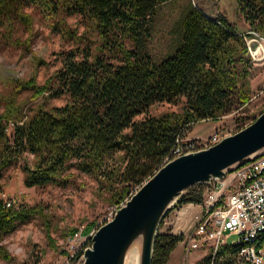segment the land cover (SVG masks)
Returning a JSON list of instances; mask_svg holds the SVG:
<instances>
[{
  "label": "trees",
  "instance_id": "trees-1",
  "mask_svg": "<svg viewBox=\"0 0 264 264\" xmlns=\"http://www.w3.org/2000/svg\"><path fill=\"white\" fill-rule=\"evenodd\" d=\"M165 1L0 0V44L30 48L32 15L24 9L30 3H37L50 21L51 29L62 33L69 31L64 14L81 13L100 32L115 24L137 35L142 30L147 33V19L154 8ZM235 1L249 28L264 35V0ZM180 25L181 44L173 54L159 61L120 46L123 53L120 64H112L99 55L88 60V52L85 57L75 59V52H70L63 65L42 83L36 81L35 75L12 77L8 91L0 96L3 106L0 110V173L17 153L28 150L36 159L32 166H24L27 172L24 184L61 183L64 180L58 175L71 163L66 161L74 157V164L104 185L110 193L108 200L117 206L133 192L135 185L140 186L156 171L165 157H170L177 139L187 135L197 122L217 120L235 104L247 103L251 62L245 57V42L236 27L224 15L209 17L192 4ZM20 29L28 31L23 39L18 32ZM23 91H29L31 98H49L68 92L70 100L50 108L40 103L25 115L23 101L21 104L17 100ZM157 101H181V109L157 115L147 113L148 107ZM139 114L142 116L137 117ZM9 126H12L11 133ZM114 151L121 152L123 166L105 165L106 157ZM202 189L201 183L188 186L173 207L200 203ZM6 202L0 198V241L18 223L39 216L48 244L57 249L43 203ZM93 223L85 225L83 234L94 227ZM75 229L71 227L68 233ZM183 238L182 233L157 230L151 264H166L171 250ZM90 241L89 236L84 245H89ZM237 245L234 242L221 245L213 264H234L231 255ZM61 251L67 253L64 249ZM82 252L83 247L72 259L80 257ZM0 257L12 258L1 242ZM209 261V255H205L194 264Z\"/></svg>",
  "mask_w": 264,
  "mask_h": 264
},
{
  "label": "rangeland",
  "instance_id": "rangeland-1",
  "mask_svg": "<svg viewBox=\"0 0 264 264\" xmlns=\"http://www.w3.org/2000/svg\"><path fill=\"white\" fill-rule=\"evenodd\" d=\"M191 4L200 8L209 17L224 15L243 38L246 47L245 57L249 63L252 61L249 65L250 96L247 103L238 106L235 104L230 111L218 118L220 120L218 125L211 127L213 122L210 119L201 120L197 122L201 124L193 130V135H199L197 138L200 139L207 138L215 130L223 136L233 133L253 121L264 110V35L249 28L248 23L238 12L235 0H167L158 4L151 17L147 19V33L142 30L137 35L130 34L115 24L100 32V29L81 13L64 14L66 28H69V31L62 33L51 29L50 21L37 3H30L24 8L32 15L30 48L26 49L25 45L0 44V96L8 91L12 77L28 78L35 75L36 81L42 83L55 69L63 65L64 58L70 52H75L73 57L75 59L85 57V52H88V60L99 55L112 64H120L123 62L121 46L134 49L139 54H148L152 60L159 61L173 54L181 44V18L188 12ZM18 32L21 39L28 34L27 30L20 29ZM17 100L23 101V112L28 115L40 103L45 108H50L64 104L70 100V96L68 92H63L49 98L43 96L31 98L29 91H23L18 94ZM2 108L0 102V110ZM180 109L181 101L175 103L157 101L148 107L147 113L157 115L164 111ZM140 116L142 115L139 114L137 117ZM8 132H12V126L8 127ZM35 159L36 156L32 152L22 151L1 170L0 198L10 200L14 204L43 203L49 215L50 234L58 247L53 249L48 244L43 220L39 216H33L18 223L11 232L3 236L0 242L10 252L12 258L5 260L0 257V264H79L82 257L72 259L70 255L82 247L84 249L90 246L91 241L85 246L86 236L82 233L81 237L75 240L77 249L71 251L67 238L69 229L81 224L85 226L89 222H94L92 226L98 227L112 218L116 205L108 200L110 193L104 185L74 164L76 160L74 157L66 161L71 163L58 175L64 180L61 183L25 185L23 180L27 172L24 166H32ZM123 164L120 151H114L105 159L106 166ZM137 188L138 185H135L132 190L135 191ZM173 209L175 207H172L165 216L166 220H170ZM164 218L162 224H158V231L163 230ZM194 224L193 222L192 226ZM188 234L184 236L183 251L181 243H177L171 250V254H175L171 255L166 264H194L202 259L199 260L204 253L203 249H191L185 254V239ZM235 237L229 235L227 240L231 241ZM62 249L67 253H63ZM139 249L141 242L139 248L136 245L128 246L124 264H138Z\"/></svg>",
  "mask_w": 264,
  "mask_h": 264
},
{
  "label": "water",
  "instance_id": "water-1",
  "mask_svg": "<svg viewBox=\"0 0 264 264\" xmlns=\"http://www.w3.org/2000/svg\"><path fill=\"white\" fill-rule=\"evenodd\" d=\"M262 153L264 110L253 121L213 144L164 161L115 208L111 219L95 229L90 236L91 244L83 249L79 264H124L127 253L124 251L121 254L124 245L146 217L156 210V219L152 227L150 226L152 237L143 252H140L138 261V264H151L158 224L165 211L173 207L179 195L188 186L203 184L215 177L221 178Z\"/></svg>",
  "mask_w": 264,
  "mask_h": 264
},
{
  "label": "built area",
  "instance_id": "built-area-1",
  "mask_svg": "<svg viewBox=\"0 0 264 264\" xmlns=\"http://www.w3.org/2000/svg\"><path fill=\"white\" fill-rule=\"evenodd\" d=\"M222 137L218 130L203 139L182 136L177 139L170 157H165L164 161L207 147ZM202 193V211L196 216L195 224L185 239V254L191 249H203L199 260L209 255L211 261L208 264H213L218 248L234 242L238 244L231 255L234 264H263L264 153L245 161L221 178L215 177L203 183ZM9 203L10 200L6 202ZM84 227L79 225L67 236L68 248L73 252L77 249L75 240L81 237ZM96 228L84 234L86 239ZM229 235L236 237L228 241Z\"/></svg>",
  "mask_w": 264,
  "mask_h": 264
},
{
  "label": "crops",
  "instance_id": "crops-1",
  "mask_svg": "<svg viewBox=\"0 0 264 264\" xmlns=\"http://www.w3.org/2000/svg\"><path fill=\"white\" fill-rule=\"evenodd\" d=\"M213 124L211 127H214L218 125L220 122L219 119L217 120H211ZM201 123H197L194 125V127L187 133V135H191L192 137H198L199 135H193V130L197 125H200ZM202 211L201 203H194V202H188L184 203L175 209H173L170 213V220H166L167 217L164 218L163 222V230L162 231H169L172 233H182L184 236L188 234L192 229L193 222L196 221V216L199 215ZM183 240L178 241V244L181 243V250L183 251ZM173 250V249H172ZM175 253L169 254L168 260L170 259L171 255H174Z\"/></svg>",
  "mask_w": 264,
  "mask_h": 264
},
{
  "label": "bare ground",
  "instance_id": "bare-ground-1",
  "mask_svg": "<svg viewBox=\"0 0 264 264\" xmlns=\"http://www.w3.org/2000/svg\"><path fill=\"white\" fill-rule=\"evenodd\" d=\"M250 154H252V153H250ZM157 213H158V211L155 210V212L151 213L150 215H148L146 217L143 224L137 228V231L133 233V235L128 239V241L124 245V247L122 249V253H121L122 255L125 253L124 251L128 250V246L130 247V246L136 245L139 248L140 242H141V249H139V251H138L139 255L137 254L138 255V261H139L140 252H143L145 246L147 245V243L149 242V240L152 237L151 227L154 224ZM118 261H120V257H119Z\"/></svg>",
  "mask_w": 264,
  "mask_h": 264
}]
</instances>
